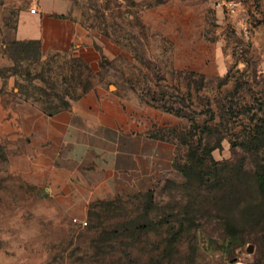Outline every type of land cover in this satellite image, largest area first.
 <instances>
[{
  "label": "rangeland",
  "instance_id": "obj_1",
  "mask_svg": "<svg viewBox=\"0 0 264 264\" xmlns=\"http://www.w3.org/2000/svg\"><path fill=\"white\" fill-rule=\"evenodd\" d=\"M70 1L84 23L128 43L118 61L97 68L104 85L177 116L159 131L176 144L180 177L92 203L79 226L12 169L14 149L0 139V264H226L249 254L264 264V72L249 62L250 42L235 39L226 71L206 76L172 68L171 52L140 21L139 8L160 0ZM31 6L35 0H0V92L9 91L4 77L12 75V93L51 110L85 87L94 69L12 43L20 9ZM223 31L235 38L231 21Z\"/></svg>",
  "mask_w": 264,
  "mask_h": 264
},
{
  "label": "crops",
  "instance_id": "obj_2",
  "mask_svg": "<svg viewBox=\"0 0 264 264\" xmlns=\"http://www.w3.org/2000/svg\"><path fill=\"white\" fill-rule=\"evenodd\" d=\"M35 6L20 9L10 41L37 40L42 55L77 57L94 75L51 110L32 96L12 93L13 76L4 77L9 91L0 92V139L14 149L12 169L78 217L98 200L151 192L179 179L176 144L159 131L177 116L109 90L96 74L104 63L118 61L128 43L84 23L70 0H35ZM138 16L155 42L171 52L172 68L222 74L234 59L236 39L250 42L249 62L264 72V0H241L233 11L216 0H160L142 5ZM227 21L236 27L233 39L223 31ZM253 258L244 259L256 264Z\"/></svg>",
  "mask_w": 264,
  "mask_h": 264
},
{
  "label": "built area",
  "instance_id": "obj_3",
  "mask_svg": "<svg viewBox=\"0 0 264 264\" xmlns=\"http://www.w3.org/2000/svg\"><path fill=\"white\" fill-rule=\"evenodd\" d=\"M241 2V0H216V4H219L223 6L226 10L228 11H233L235 7ZM35 7H31V11H35ZM72 221L79 225V226H85L87 225L88 221L85 217H78V216H73ZM226 264H246L244 258H233L227 261Z\"/></svg>",
  "mask_w": 264,
  "mask_h": 264
},
{
  "label": "trees",
  "instance_id": "obj_4",
  "mask_svg": "<svg viewBox=\"0 0 264 264\" xmlns=\"http://www.w3.org/2000/svg\"><path fill=\"white\" fill-rule=\"evenodd\" d=\"M12 43H26V44H32V45H34L35 46V48L37 49V50H39V42L37 41V40H13V41H11ZM40 51V50H39ZM67 103V102H66ZM65 103V104H66ZM258 178H259V184H260V187H261V189L262 190H264V176H263V174H258ZM117 196H122V195H117ZM101 200H104V199H101ZM98 201H100V200H98ZM98 201H96V202H98ZM95 203V202H94Z\"/></svg>",
  "mask_w": 264,
  "mask_h": 264
},
{
  "label": "water",
  "instance_id": "obj_5",
  "mask_svg": "<svg viewBox=\"0 0 264 264\" xmlns=\"http://www.w3.org/2000/svg\"><path fill=\"white\" fill-rule=\"evenodd\" d=\"M248 250H252V246H249V247H248Z\"/></svg>",
  "mask_w": 264,
  "mask_h": 264
}]
</instances>
